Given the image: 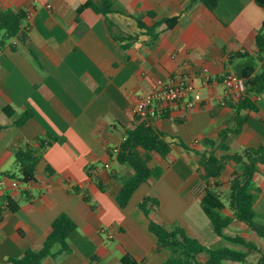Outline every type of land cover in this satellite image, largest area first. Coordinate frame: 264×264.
Returning a JSON list of instances; mask_svg holds the SVG:
<instances>
[{"label": "crops", "instance_id": "obj_1", "mask_svg": "<svg viewBox=\"0 0 264 264\" xmlns=\"http://www.w3.org/2000/svg\"><path fill=\"white\" fill-rule=\"evenodd\" d=\"M104 1L0 0V11L31 13L23 24L25 41L13 39L14 50L0 51V264L39 250L60 214L75 225L67 240L70 253L42 264H121L126 255L137 264H163L169 252L159 248L148 229L150 220L166 229L179 227L197 241L207 228L200 207L204 186L196 176L201 142L219 144L218 134L235 130L240 118V132L228 134L227 150L216 149L215 155L264 146V89L256 111L236 114L237 101L221 82L243 61L236 54L255 56L254 38L260 30L264 34L263 7L254 0H220L210 12L192 0H108L111 10L104 15L88 6L101 7ZM172 18L177 23L171 29L159 26L154 41L137 24L152 27ZM261 58L256 72L264 67V54ZM178 74L190 76L200 102L187 110L174 107L153 121L171 142L170 154L164 159L150 154L149 168H159L162 175L142 183L120 208L114 196L133 170L118 162L113 149L133 127L131 108L138 97L156 81ZM24 112L31 117L14 126ZM49 137L53 141L35 166V180L11 188L17 179L9 177H18L14 151L24 145L36 150V140ZM262 168L252 179L259 190L253 210L260 224ZM235 170L226 163L217 192L228 191L225 173L230 181ZM146 197L157 203L148 216L139 209ZM104 229L111 231V239Z\"/></svg>", "mask_w": 264, "mask_h": 264}, {"label": "trees", "instance_id": "obj_2", "mask_svg": "<svg viewBox=\"0 0 264 264\" xmlns=\"http://www.w3.org/2000/svg\"><path fill=\"white\" fill-rule=\"evenodd\" d=\"M202 3L210 12H214L220 0H192ZM255 3L264 8V0H254ZM95 12L107 14L111 10V3L106 0L98 7L92 3L88 4ZM178 19H165L156 23L152 27H146L139 20L137 24L140 28L146 29L151 40H156L159 33L156 29L165 25V29H171ZM25 15L22 12H13L10 10L0 11V51L5 47L14 50L11 43L13 39L25 41L27 26H23ZM264 28V21L262 23ZM255 56H249L245 51L236 54L243 61L236 67L237 76L243 81L244 93L237 100L234 109L236 114L239 110L256 111L257 106L252 96L261 94L264 89V67L256 72L257 62H261V55L264 54V34L260 30L255 38ZM264 66V61L262 62ZM9 116L11 112L4 110ZM30 112H24L14 122V126H22L30 117ZM243 120L237 118V127L235 130H222L218 137L220 143L216 144L214 140L206 139L201 142L202 152H197L199 157L196 176L204 186V195L200 201L202 212L207 217L214 234L233 245L240 246L239 251H232L228 248L209 249L202 245L196 239L190 238L179 227L166 229L160 224L150 220L148 229L157 238L160 249L168 250L169 256L163 264H244L247 259L255 252L258 255L256 264H264V249H260L253 242H250L241 236L227 235L224 231L233 224L239 223L245 225L257 237L264 239V224L254 222L255 213L253 210L254 200L259 193L257 188L252 186L253 177L259 173V166H263L264 172V148L245 149L241 153L231 155L216 156V149L227 150L224 139L228 134H238L241 130ZM4 127L0 125V131ZM53 141L37 139L38 149H32L29 145L19 147L14 151V168L18 171V177L10 176V179H17L18 182L27 184L35 180V166L41 158L43 149ZM171 142L167 141L166 136L155 130L153 126L144 125L139 119H134L133 127L125 134L123 141L118 148V162L124 164L133 170V175L126 179L115 194V201L120 208H125L132 194L142 184L151 178H159L162 171L159 168L151 169L148 166L150 154H157L161 158H166L171 151ZM184 149H188L180 143ZM143 152V154L140 153ZM227 162L236 166L229 184L227 204L231 211L230 215L223 214L221 211L224 206L220 200V194L217 192V180L225 170ZM49 171V170H48ZM50 172V171H49ZM213 182V184H210ZM78 193V188H73ZM7 198H4V202ZM157 205L151 197H146L139 204V209L148 216L151 206ZM0 206V217H1ZM75 230L74 223L65 215H58L50 226V231L46 236L42 247L37 250H26L21 257L8 258L7 264H42L47 258H55L65 253H70L68 244L69 235ZM202 256L203 260L199 259ZM121 264H137L129 255L121 259Z\"/></svg>", "mask_w": 264, "mask_h": 264}, {"label": "built area", "instance_id": "obj_3", "mask_svg": "<svg viewBox=\"0 0 264 264\" xmlns=\"http://www.w3.org/2000/svg\"><path fill=\"white\" fill-rule=\"evenodd\" d=\"M30 17L31 13H27L25 21L28 22ZM207 72V70H203L205 81L208 80ZM221 82L236 101L244 93L243 81L234 71H227L222 76ZM200 99V95L194 90L190 76L178 74L168 80L156 81L149 92L138 97L131 108V114L133 119H139L144 125L152 126L156 118L169 112L174 107H180L183 110L191 109L200 102ZM259 99V95L252 97L255 102ZM113 153H118V148L113 149ZM104 168L107 169L108 166L105 165ZM10 186L13 189H18L19 182L12 180ZM101 232L106 234L109 239L113 237L110 230L104 229Z\"/></svg>", "mask_w": 264, "mask_h": 264}, {"label": "rangeland", "instance_id": "obj_4", "mask_svg": "<svg viewBox=\"0 0 264 264\" xmlns=\"http://www.w3.org/2000/svg\"><path fill=\"white\" fill-rule=\"evenodd\" d=\"M227 172L225 173L226 176L224 177L225 178L224 184L228 188L229 181H227V178H228V173ZM219 194H220V200H221V202H222V204L224 206V208H223V210L221 212L223 214L230 215L231 211H230V209L228 207V204L226 202L228 194H229V191H227V189L224 188L221 191H219ZM202 216H203V221L205 222V224H207V228L204 229V231L200 232V240H198L202 245H204L205 247H207L209 249H213V250L214 249H221V248H228V249H230L232 251H239V250L242 249L240 246L233 245V244H231L229 242H226L223 239L217 237L214 234L209 221L206 219V217L204 215H202ZM259 220H254V222L260 224ZM224 232L227 235H230V236H234V235L241 236L242 238H244V239L256 244V246L259 247L260 249H262V250L264 249V239H261V238L257 237L253 232H251L243 224H239V223L233 224L231 227L226 229ZM257 258H258V255L254 252L247 259V261L244 264H256ZM199 259L203 260V257L200 256ZM224 264H226V263H224ZM228 264H230V263H228Z\"/></svg>", "mask_w": 264, "mask_h": 264}]
</instances>
